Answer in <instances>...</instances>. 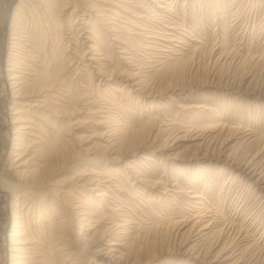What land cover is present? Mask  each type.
Returning <instances> with one entry per match:
<instances>
[{"label": "rangeland", "instance_id": "374dc122", "mask_svg": "<svg viewBox=\"0 0 264 264\" xmlns=\"http://www.w3.org/2000/svg\"><path fill=\"white\" fill-rule=\"evenodd\" d=\"M42 53L65 58V173L52 181L120 219L115 236L105 219L78 229L69 200L65 264L102 263L112 240L130 264H264V0H0V264H11L15 211L43 243L63 216L22 189L32 163L26 174L12 163L18 147L50 149L60 128L37 112L38 139L14 141L8 66L30 78Z\"/></svg>", "mask_w": 264, "mask_h": 264}, {"label": "bare ground", "instance_id": "6f19581e", "mask_svg": "<svg viewBox=\"0 0 264 264\" xmlns=\"http://www.w3.org/2000/svg\"><path fill=\"white\" fill-rule=\"evenodd\" d=\"M85 10L87 11L89 9H85ZM76 22L77 21L72 22V25H74L73 23H76ZM54 23L56 24L59 23L58 25H59L61 34L59 35L58 39L61 41L60 43L61 45H63L62 49L64 50V44H63L64 33L62 32L63 23L61 21L60 22L55 21ZM12 35L14 36L12 38V40H14L12 48L15 49V53L17 52L19 54L20 51L23 50L24 48L23 46H21L22 41L19 40L20 38L19 39L15 38V36H19L16 30L12 33ZM16 57H18V55L12 54V58L14 60H16L15 59ZM36 59H35L36 60L35 62H39L41 64L35 67H40V68H38L37 70H31L34 73H31V72L29 74L27 73L30 76V78H24L23 76H20L19 74H21V72L19 71L15 72L16 71L14 69L15 64L12 63L13 61L10 62L8 66L9 67L7 70V72L9 73L8 81H10V85H12L11 88L15 92V96L13 99L14 107L12 106L10 107V110H12V115H14L12 119V124L13 125L16 124V126L13 128L14 129L13 133L15 135L14 141H16V146L17 145L22 146L25 144L26 136L35 137L36 139H38V136H34L32 134L35 124H33V121L31 119V117L32 118L36 117L37 112L46 113L49 118L48 120L49 125H52V127L55 128L57 124L60 123V126H58L60 128L57 131V138L55 139L53 143H51L50 149H47V150L44 149L42 147V143L38 144L37 142H33V144H38L39 146L36 147L35 145L31 144L30 149L36 148L37 151L32 150V152H30L31 154H28L27 152L30 149L28 148L21 149L18 147L16 148L17 151L15 154V159L12 163H15V164L17 163L16 168L20 169L19 171L21 172V174L22 173L26 174L28 172V170H26L27 166L30 165L29 163H32L31 165H33V167H32L31 172H29L31 173L30 176L32 179L31 186H28L27 188L23 187L22 189L24 190L30 189L31 192H33V194L38 195L45 201L49 199L50 203H52L56 207L59 206L63 209V213L61 214L63 216L61 217L62 219L59 222L58 231H56L53 234L49 233L50 236L46 235L45 238L48 240L45 241V243H43L44 234H42L39 237L37 234L29 232L28 229H26V225H24V221H23L24 219L22 218V213L19 211L20 209L15 211V217H14L15 220L13 222V230L9 234V237H10L9 252H10V258H11L10 263L11 264H43V262L41 263L38 261L39 258H41V256L45 252L46 253L49 252L50 254V252L53 251L55 254H52V258L53 257L54 258L52 259L53 262H51V264H58L57 262L65 264V242L68 243V240L65 236V223L67 222L66 219L68 217V215L65 216V204L67 202L69 203L71 201V203H69V206H70L69 208L71 211L69 214H72V212H74V215H76L78 229L82 228V225H84V223L82 222L89 223L88 224L89 227L90 226L93 227L92 225L94 224L96 225L95 226L96 228L99 225L103 224L104 223L103 220L105 219L109 221V224H110V226H108L109 233L111 235H114V232L117 230L116 226H118L117 221L120 219L117 220V218L114 216H108L107 213L104 214L102 217L101 216L97 217V215H95L96 212H98L97 205H96L97 206L96 208H93L92 203L89 205L85 204L86 206H88V208L86 207L84 208L83 206L84 204L83 196L84 195L77 192V194H79L80 197L74 198L75 196L73 195V189L68 187L69 183H65V180L60 181V182L52 181V174L65 173V145L63 143V139L61 135L62 128H65V123H64L65 117L62 116V111L64 108V105L62 104V101L64 102V100L62 98L65 96V74H63V72L61 71L64 66L63 64H65L63 61L65 58L64 57H62V59L55 58V57L50 58V56L49 58H47L46 55L42 53L38 55ZM26 67H29V66L26 65ZM27 82H33L34 88L29 93V95L28 94L22 95L21 93L22 91L20 92V90L27 85ZM56 94H59V96L56 97ZM54 99H58V100L53 101ZM133 135L134 137H136L133 139L135 142L140 141L142 138V135L140 134V132L134 131ZM31 141L32 140H29L28 142H31ZM40 147L42 148L39 149ZM60 147H61V150L58 151V148L60 149ZM27 156L28 158L26 159L25 157ZM92 173L94 172L92 171ZM80 176H81L80 174L76 175V180H79V183H82L81 184L82 186L83 185L91 186L95 182V180H93V176L88 177V178H85V177L80 178ZM94 186H96V184ZM100 192L97 195H95V197L97 198L107 197L108 198L105 191H100ZM71 198H73L75 201L71 200ZM110 206L107 207V210L111 213H114L115 206H112V207ZM93 216H96L97 219L94 220ZM119 224H123V223H119ZM115 227H116V230L114 229L115 230L114 231L113 228ZM205 229L207 228L205 227L203 230ZM114 241L116 240H112V242L108 243L106 245L107 248L101 249L102 251L104 250L103 254H105V256L107 255L106 257H109V258H107V260H102L101 261L102 263L100 264H130L129 263L130 257L119 252L118 251L119 248L117 249V246H120L121 244L119 245ZM49 243H50V246H52L51 250H47L45 248V245H49ZM113 253H117L119 254V256L113 259V255L110 256ZM31 254H34V255L32 256ZM217 261L218 260L214 259L212 263H215Z\"/></svg>", "mask_w": 264, "mask_h": 264}]
</instances>
